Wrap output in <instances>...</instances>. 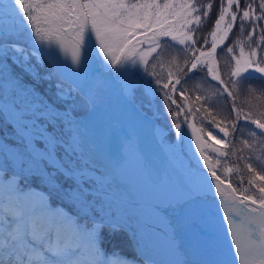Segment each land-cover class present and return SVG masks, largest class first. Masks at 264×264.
Returning a JSON list of instances; mask_svg holds the SVG:
<instances>
[{
  "label": "snow or ice",
  "instance_id": "snow-or-ice-1",
  "mask_svg": "<svg viewBox=\"0 0 264 264\" xmlns=\"http://www.w3.org/2000/svg\"><path fill=\"white\" fill-rule=\"evenodd\" d=\"M256 74L264 0H0V264H126L103 231L135 213L166 264H264V96L237 103ZM102 108L128 123L94 141L79 113Z\"/></svg>",
  "mask_w": 264,
  "mask_h": 264
},
{
  "label": "rangeland",
  "instance_id": "rangeland-1",
  "mask_svg": "<svg viewBox=\"0 0 264 264\" xmlns=\"http://www.w3.org/2000/svg\"><path fill=\"white\" fill-rule=\"evenodd\" d=\"M237 52H238V49H237ZM189 94L192 95L193 98H194L199 93L195 90V93L194 92L193 93L192 92L191 93L189 92ZM52 99H55V98L52 97ZM159 123L160 124H163L164 122L163 121H160ZM8 131L11 134L12 133V128H10ZM213 131H215V130H213ZM92 138H93V140H95V138H94L93 135H92ZM232 159L234 160L235 158L233 157ZM231 179H233L236 182H239V178L233 177ZM245 181H246V179H245ZM253 191H254V189H253ZM130 198H133L134 199V195H131L130 194ZM135 223H136L135 225L137 226L135 228L136 231L130 230L129 228H127V226H125L122 230L116 231V232H110L107 228L104 229V231H103V235H104V245L103 246H104L105 250L109 254H115L116 256H118L120 258H124L126 261H129L131 263H134V264H143V256L145 255V252L142 251L143 249H141V252H142L141 253L138 250L137 246L135 245V249L130 248V249H128V252L125 253L122 248H119V247L114 246L113 239L120 237L121 232H122L124 237H128L130 235L133 239H135L134 237H136L137 239H140L141 241H145V239L148 240L149 246L152 247V248H154L155 250L154 249L153 250L156 253H159V255H160V258H155V259L159 262V264H166V262L168 260H170V255H169V257H166V255L163 254L164 251L162 250L163 246L161 244V243H163V241L160 240L159 238L155 240L156 237L154 236V233H152L153 230L150 229L148 227V225L144 224L143 222L141 223L139 221H135ZM128 225H129L130 228L131 227H135L131 223H128ZM140 245H142V243H140ZM156 247L157 248H161V250L159 251V249H156ZM156 250H158V251H156ZM131 251H134L135 253H133V252L130 253ZM137 254L140 255L141 257L140 258H137L136 257Z\"/></svg>",
  "mask_w": 264,
  "mask_h": 264
},
{
  "label": "trees",
  "instance_id": "trees-1",
  "mask_svg": "<svg viewBox=\"0 0 264 264\" xmlns=\"http://www.w3.org/2000/svg\"><path fill=\"white\" fill-rule=\"evenodd\" d=\"M210 28H211V22L208 21V22H206L205 31L206 32L209 31ZM236 38L237 37L233 36V41ZM231 42L232 41H229V43H231ZM220 66L222 69L225 68L222 63H220ZM189 84H191V82H189ZM244 88H245V91L241 92L240 99L237 101V103H245L246 104L247 101L251 100V103L255 104L256 100L252 97H249L248 92L252 91L254 89L256 94H260L261 96H264V78H260L259 75L256 74L252 78L249 79V81L244 85ZM246 106H247V104H246ZM6 131H7V129L3 126V123L0 122V138H2L7 133ZM9 142L11 143L12 141L10 140Z\"/></svg>",
  "mask_w": 264,
  "mask_h": 264
},
{
  "label": "bare ground",
  "instance_id": "bare-ground-1",
  "mask_svg": "<svg viewBox=\"0 0 264 264\" xmlns=\"http://www.w3.org/2000/svg\"><path fill=\"white\" fill-rule=\"evenodd\" d=\"M210 39H211V38H210ZM154 147L157 148L156 145H155V143H154ZM228 238L230 239V236H229ZM162 249L165 251L167 257H169V255H170V259H171L172 257H171V254L169 253V251L167 250V247H163ZM233 250H234V249H233ZM237 260H238V259H237ZM126 264H134V263H131V262H129V261H126Z\"/></svg>",
  "mask_w": 264,
  "mask_h": 264
}]
</instances>
